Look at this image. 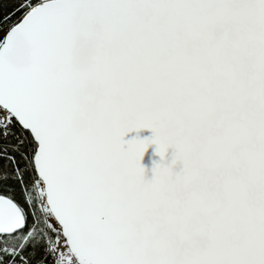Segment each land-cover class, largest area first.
<instances>
[{"label":"snow or ice","instance_id":"obj_1","mask_svg":"<svg viewBox=\"0 0 264 264\" xmlns=\"http://www.w3.org/2000/svg\"><path fill=\"white\" fill-rule=\"evenodd\" d=\"M0 264H264V0H0Z\"/></svg>","mask_w":264,"mask_h":264},{"label":"water","instance_id":"obj_2","mask_svg":"<svg viewBox=\"0 0 264 264\" xmlns=\"http://www.w3.org/2000/svg\"><path fill=\"white\" fill-rule=\"evenodd\" d=\"M153 136V133L150 129H141L139 132L133 131L129 133L127 136H125V140H132V139H150ZM156 145H151L148 150L146 151L141 163L146 169V178L151 179L154 175L153 169L157 163H171L175 150L174 149H169L166 155V158L162 160V158L157 154L156 151ZM182 165H177L176 166V171H179Z\"/></svg>","mask_w":264,"mask_h":264},{"label":"trees","instance_id":"obj_3","mask_svg":"<svg viewBox=\"0 0 264 264\" xmlns=\"http://www.w3.org/2000/svg\"><path fill=\"white\" fill-rule=\"evenodd\" d=\"M6 2L10 4V3L14 2V0H6Z\"/></svg>","mask_w":264,"mask_h":264}]
</instances>
